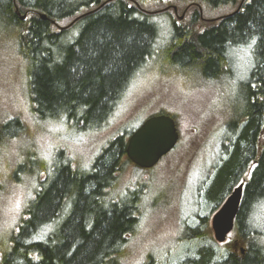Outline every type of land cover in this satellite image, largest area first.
I'll use <instances>...</instances> for the list:
<instances>
[{"label":"trees","instance_id":"trees-1","mask_svg":"<svg viewBox=\"0 0 264 264\" xmlns=\"http://www.w3.org/2000/svg\"><path fill=\"white\" fill-rule=\"evenodd\" d=\"M164 1L178 7H147ZM184 6V12L194 8L193 15L176 25L170 10L177 13ZM203 6L232 11L205 20L210 25L200 29ZM25 14L29 18L23 22ZM0 28L25 63L32 113L81 133L107 126L146 62L165 58L178 71L214 81L230 73L236 50L251 45L252 65L240 86L239 105L228 109L233 115L213 155L220 162L213 186L229 185L217 199L211 191L203 197L201 188L196 195L199 209L210 206L215 213L244 183L232 232L239 244L225 243L220 251L212 243L201 246L210 233L209 214L200 211L192 216L195 225L183 223L179 241L196 246L177 264H264V233L254 219L257 207L264 206V0H0ZM162 31L166 42L160 45ZM134 130L115 134L88 168L79 169L62 151L43 168L35 150L25 157L19 151L12 174L0 179V190L24 176L35 187L9 246L0 252V264L119 263L143 196L142 187L114 191L121 166L130 163L125 146ZM25 132L18 118L0 122V144Z\"/></svg>","mask_w":264,"mask_h":264},{"label":"rangeland","instance_id":"rangeland-1","mask_svg":"<svg viewBox=\"0 0 264 264\" xmlns=\"http://www.w3.org/2000/svg\"><path fill=\"white\" fill-rule=\"evenodd\" d=\"M172 5L178 7L177 3L170 1L147 3L148 9L153 11ZM185 7L177 8L176 15L170 10L171 20L176 25H185L193 15L194 8L184 12ZM201 10L203 20L200 18L197 22L200 29L210 25L205 20L217 19L232 11L230 8L208 11L205 6ZM165 33L161 32L157 44L166 42ZM5 36L0 34V122L18 118L26 132L17 139L0 144V179L6 180L12 174L19 151L25 157L31 149L35 150V158L43 168H48L46 162H50L58 151L74 160L79 169L88 168L115 134L126 127L131 131L136 129L151 115L166 113L174 119L179 129L180 139L175 151L153 169L142 170L128 163L119 170V188L114 190L116 194L120 190L142 187L143 196L138 206L136 228L123 247L122 260L115 264H177L187 255L191 256L193 252L188 254L185 250L192 251L196 242L186 244L180 242L179 238L184 221L195 225L192 216L200 211H203V215L209 214L210 240L199 244L212 243L217 250H222L225 243L217 244L210 228L214 213H210V206L206 210L199 209L196 195L201 188L203 197L206 198L211 191L212 198L217 199L229 185L213 186L220 165L218 159L214 161L213 155L218 150V142L225 135L224 123L230 121L233 115L227 113L228 109L231 111L239 105L240 86L248 77L252 65L248 48L236 50L231 56L230 73L214 81L178 71L165 58L146 62L133 76L107 126L99 131L81 133L68 132L55 121H41L32 113L25 63L12 39ZM121 160L125 161V158ZM34 187L32 179L24 176L18 183H8L0 190V252L9 246L11 234ZM18 201L21 206L16 210ZM203 202L200 198L199 204ZM254 219L264 233V206L257 207ZM262 239L264 242V234ZM237 242L231 234L226 244Z\"/></svg>","mask_w":264,"mask_h":264},{"label":"water","instance_id":"water-1","mask_svg":"<svg viewBox=\"0 0 264 264\" xmlns=\"http://www.w3.org/2000/svg\"><path fill=\"white\" fill-rule=\"evenodd\" d=\"M173 9L176 13V8L173 7ZM25 17L26 15L21 20H24ZM40 18L46 19V16L40 15ZM178 141L179 134L174 120L168 115H154L144 120L128 137L125 156L134 166L149 170L167 156L176 147ZM243 188L244 183L235 187L211 218L210 228L217 244L225 243L234 229ZM241 252H243L242 249Z\"/></svg>","mask_w":264,"mask_h":264},{"label":"snow or ice","instance_id":"snow-or-ice-1","mask_svg":"<svg viewBox=\"0 0 264 264\" xmlns=\"http://www.w3.org/2000/svg\"><path fill=\"white\" fill-rule=\"evenodd\" d=\"M253 43H255V41H253ZM251 45H249L248 46V55H249V57L251 56ZM250 64H251V61H250ZM45 159H47V157L45 156ZM29 195H30V193H29ZM20 206H21V204H20V202L18 201L17 203H16V205H15V208H16V210H19V208H20Z\"/></svg>","mask_w":264,"mask_h":264},{"label":"bare ground","instance_id":"bare-ground-1","mask_svg":"<svg viewBox=\"0 0 264 264\" xmlns=\"http://www.w3.org/2000/svg\"><path fill=\"white\" fill-rule=\"evenodd\" d=\"M23 16H24V15H23ZM23 16H21V18H22ZM21 18H20V19H21ZM25 18H26V17H25ZM24 20H25V19H24ZM22 21H23V20H22Z\"/></svg>","mask_w":264,"mask_h":264}]
</instances>
